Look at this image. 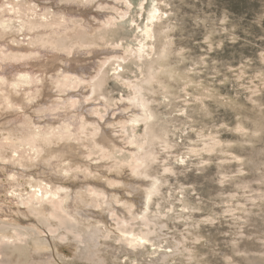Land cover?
Listing matches in <instances>:
<instances>
[{
  "label": "rangeland",
  "instance_id": "obj_1",
  "mask_svg": "<svg viewBox=\"0 0 264 264\" xmlns=\"http://www.w3.org/2000/svg\"><path fill=\"white\" fill-rule=\"evenodd\" d=\"M47 1L0 0V22L8 26L9 42L21 44L31 40V33L47 30L53 44H92L103 50L105 56L91 54L82 63L84 69L92 66V77L99 66L104 68L101 89L93 94L85 88L76 95L89 100L91 108L94 102L99 106L100 122L115 114L109 125H114L119 143L99 150L98 126L80 127L69 112L62 119L60 104L25 109L29 123L35 121L28 135L49 126L43 142L70 141L100 158L97 172L102 174L96 177L86 168L56 169L54 161L48 170L31 172L39 179L48 173L56 178L65 169L78 177L74 188L96 214L87 215L90 228L77 222L50 224L44 221V210L32 209L36 214L28 206L29 194L39 190L30 179H20L15 196L6 192L10 186H0L5 188L0 191V264H264V0H106L114 6L98 9L116 11L118 21L94 35L82 26L80 8L92 22L98 21L99 10L92 5L105 0ZM54 3L67 6L73 16L56 15ZM68 23L73 25L53 34L55 24ZM25 24L45 27L25 32ZM53 91L55 102L64 97V91ZM0 142V166L6 171L42 157L40 148L23 139ZM81 173L91 185L114 188V193L119 189L120 196L127 181L142 178L139 184L150 185L130 197L137 199L131 216L127 208L122 211L116 203L92 197L93 187L81 185ZM2 180L9 183L6 177ZM145 199L148 212L140 217ZM61 231L72 241L55 236ZM76 234L83 240L73 238ZM89 235L91 241L84 242Z\"/></svg>",
  "mask_w": 264,
  "mask_h": 264
},
{
  "label": "bare ground",
  "instance_id": "obj_2",
  "mask_svg": "<svg viewBox=\"0 0 264 264\" xmlns=\"http://www.w3.org/2000/svg\"><path fill=\"white\" fill-rule=\"evenodd\" d=\"M36 1L37 2H41V1L43 2V0H36ZM52 1L57 2V0H52ZM93 2H94V0H93ZM111 3L114 6V2L106 1V0H105V2H101V1L97 2L96 5H92V6H94V11H97L98 8H101L103 6L108 7L109 4H111ZM54 5L56 6L57 3H54ZM125 6H127L126 3H125ZM87 7L85 9H87ZM80 9H81V13H80L81 16L80 17L81 18L84 17V21L82 23V26L86 28L88 35H94V34L102 32V31H105L106 26L113 27L116 24V21H118V20H116V17H119V15L117 14L116 11L113 10L114 12L101 13L100 10L98 9L99 11L95 12V13H97L95 16H98V18L97 17L96 18L99 20L94 21L95 22V24H94V22H92V19H90V15L84 13L82 11V8H80ZM115 10H117V9H115ZM55 11H56L55 14L61 16L62 18L67 19L70 16H73V14H71L72 13L71 10H69V8H67V6H64V7L63 6H56ZM85 11H87V10H85ZM94 11H93V14H94ZM88 15H89V19L87 17ZM100 15L103 16L104 18L100 19ZM93 18H94V16H93ZM120 18H121V16H120ZM103 23H105V26H102ZM51 25H54V24H51ZM72 25H73L72 23H68L64 26L59 27V26H57V24H55L54 26H56L57 28L55 29L53 34L57 35L63 29L71 27ZM0 26H1V28H0V36H1L0 37V62H3V63H1V65H7L4 67L5 69L0 67V140H6V142H8V141L16 140V139H23L24 141L32 144L33 146L40 148L41 152H42V157L39 161H37L35 163L33 162L32 164H30L28 166L16 167L13 170V172H11L10 170H7V171H10L9 174H6V172H7L6 168L2 169V166H0L1 167L0 168V177H6L7 181L9 182V183H5L2 180V181H0V186L1 187L2 186H5V187L10 186L11 191L9 190L6 192L10 193V195L11 194L14 195L15 193H17L19 191L18 183H19L20 179L21 178L30 179L32 181L31 183H34L35 186L39 189L38 191H33L32 194H29L30 195L29 200L26 199L27 203H29L28 206L31 207V209L29 208L30 210H32V209L35 210V208L39 209V210L40 209L44 210L45 211V215H44V219H45L44 221L45 222H49V223L54 222L53 224H55L56 222H59L56 225H59L60 222H62V224H64V225H65V223H63V222H68V223L69 222H77V223L85 224L86 227L90 228V224L88 222H92V221H88L89 219L87 218V215H89L91 212L96 214V210L89 208L87 199L83 198L82 195H80L78 193L79 190L77 188H74V186L80 182V179L78 177L77 178L71 177L70 174H67V171H65V169L63 170V174L61 172L58 173L56 178H54L51 173H48L47 176H44L43 178L39 179L38 177L32 176L31 172L33 169H40L41 167H46L48 170L49 169V163H51V161H54L55 165H56V169L58 167L59 168H61V167L65 168L67 166L68 167L75 166V167H79V168H86V170L89 173L93 174L94 177H96V176H98V174H102L100 172L99 173L97 172V166L100 165V162H98L100 160V158L99 157H90L89 156L90 154L88 153V151L84 147H82V146L79 147V145H76L74 143H70V141H63L60 144H58L57 142H43L41 139L45 138L46 134L49 133V130L47 129L49 126L47 128H44L43 126H42L43 128L39 127V129H40L39 133L34 134V135H28L27 132H29V130L31 128L28 126L34 120L32 119L33 121L29 123V121H28L29 117L28 118L26 117L25 109L27 110V107H28V109L30 107H32L34 109V108L38 107V104L43 105L46 108L52 104H55V103L60 104V106H61L60 109L62 110V116H63V117H61V116L60 117L62 119H67L68 117L65 115L67 112H69V114L67 113L68 116L70 117L72 115V117L75 118L74 122L77 123L78 125H80V127H82L84 125V123H90L94 126H98V130H99V132L97 133L98 138H96V140H95L96 148H98V147H102L103 149L115 148L114 146L118 145L117 143H119V140H118V138H116L117 135L115 133L116 129H115V127H113L114 125L113 126L109 125V123H110L109 120L115 118V117H113L115 114H113V116L111 114L110 117L105 116L101 120L102 122H100V120L97 119L99 117L98 115H99V111H100L99 106L95 105V102H94V107L91 108L88 106L90 104V101L86 100L85 94L83 95V97L85 98V101L83 100L84 102L82 101L81 98H79L80 95H76V91H79L78 93H80L81 91H84L85 88L90 89V91L93 92V94L96 93L98 91V89L99 90L101 89V86L104 83L102 80L103 75L105 74L103 72L104 68L103 67L101 68L99 66L98 72L95 74L94 77H92V73L90 72L92 66L89 65V66H87V69H84V65L82 63L85 62L87 60V56H90L91 54H94L93 57L97 58V57L102 56V55L105 56L106 53L103 50L94 48L95 46L94 47L91 46L92 44L91 45H89V44L82 45L79 43L68 44L65 42L64 43L58 42L59 44H53L52 42L48 41L50 39V36H48V35H50V34H49V31H47V30L41 31V32L39 31V34H37V35L40 38V40L37 38L36 33H33V34L31 33V40L30 41H23L21 44L12 45L9 42L10 34H8L7 30H6L8 26L4 22H0ZM32 27L33 28L36 27L35 29H38L40 27H45V26H43V24H37V25H33V26H31L29 24H25V30L24 31L25 32H27V31L31 32V30H33ZM35 35H36V37H35ZM20 40H22V38ZM36 40H38V42H36ZM33 42H35L36 44L34 45ZM40 43H42V44H40ZM88 47H89V49H88ZM6 49H10V51L8 52V51H6ZM118 49H119V47H118ZM38 55H40V56H38ZM115 57H116V59L119 58L117 56H115ZM69 59H72L73 62H68ZM65 64H71V66L69 67V66H66ZM9 65H10V68H7ZM97 65H98V63H97ZM54 69H57L58 71L52 72V70H54ZM27 71H31V72L28 73ZM36 71L42 72L43 75L40 74L39 72H38L39 74L36 73ZM50 86H52V88L48 89ZM52 89L57 90V92L64 91L66 94L65 93L62 94L64 97H62V99L55 102L53 100L54 97L52 96V95H54V91H53V93L51 92ZM77 89H80V90H77ZM69 91H71V92H69ZM91 92H90V95H91ZM63 100L67 101L66 102L67 105L64 106V104L62 103ZM140 100H141V98H140ZM100 101H101V99L97 100L96 104ZM72 109H74V112H70V110H72ZM81 110H85L87 114H83ZM33 111L36 112V110H33ZM37 112H38V110H37ZM47 112H48V110H47ZM124 112L125 111H123L122 113H124ZM126 112H128V111H126ZM39 113L40 112H38V114ZM122 115L123 114H121V116ZM124 115H123V117H125ZM130 115L128 116L126 114V117L128 116V117L132 118V116H130ZM138 117H140V116H137V118ZM108 118H110V119H108ZM44 120H46V119L44 118ZM131 120L132 121L136 120V116ZM62 121L64 122V120H62ZM126 121H124V122L126 123ZM58 122L59 121H57L56 123H58ZM105 122L107 123L106 124L107 126H105ZM121 122L124 123L123 121H121ZM127 122H129V120ZM40 123H43V121ZM72 123H73V121H72ZM61 125L59 124L60 127H63ZM66 125L68 126V124H66ZM69 125H73V124L70 123ZM118 125H119V123H118ZM73 126H75V124ZM0 143H2V142H0ZM119 145H121V144H119ZM116 148H117V146H116ZM103 149H101V150H103ZM9 157H11V156H9ZM96 161H97V163H94V164L92 163V162H96ZM104 162L105 161L101 160V163H104ZM0 165H2V164H0ZM4 174H6V175L4 176ZM80 175L84 176L83 173H81ZM83 180H84V183L81 182L82 183L81 185H86V186L91 185L90 180H87L85 178V176H84ZM135 180L138 181L139 183H144V179H142V178H136ZM43 181H45L46 183H44ZM67 182L69 185H71L70 188L69 187L67 188V186L65 187L64 184H66ZM69 182H71V184ZM92 182H94V181H92ZM127 182H126V184H124V186H123L124 188L123 187L120 188V189L123 188V190H125L127 192V194H125L126 192H124L125 195L123 194L121 196L118 194V192L120 191L119 189H117V193H114L113 192L114 188H108V190L102 189L100 186L96 185L94 182L91 185L93 187L92 192H91L92 197L94 196L97 200L101 199V201L104 199L103 200L104 202L109 201L110 205H113L114 203H116L114 205H117L116 207L122 209V211H124L127 208L129 215L132 216V214L135 212V210L137 211V206L135 204V200L137 201V199H134L131 201L130 197H132V195L135 194V191L137 189H140V188L143 189L144 188V189L148 190L150 183H146V181H145V184L141 185L138 182L137 183H135V182H132V183L128 182L127 183ZM52 185L54 187L50 190L49 188ZM120 185H123V184L120 183ZM1 187H0V191L4 192L3 190L5 188H1ZM154 190L156 191V189L153 187L151 191L147 192L146 199L149 200L152 193L155 192ZM68 191H69V194L61 195V193H63V192L68 193ZM138 191L139 190H137V192ZM139 193H140V191H139ZM142 194H139V196H141ZM110 196L113 197V201H110V199H109ZM105 199H108V200H105ZM66 200H68V202H66ZM130 202H132V203L130 204ZM144 203L146 204V206L149 205L147 200H146V202H143L142 205H144ZM105 204H107V203H105ZM146 206L144 205V208H141L142 206L139 208V212H141V213H138L139 216H140V214H143V212L144 213L148 212L147 211L148 209L146 208ZM39 210H37V211H39ZM132 211H134V212L132 213ZM33 212H35V211H33ZM144 216L145 215H142V217H144ZM143 219H145V218H143ZM123 222H125V221H123ZM54 228H56V227L54 226ZM72 230H73V228H72ZM75 230H77V229H75ZM65 231H66V229H65ZM55 233H57V234H55L56 237H61V236L67 237L68 239L67 238H64V239L65 240L67 239L69 242L72 238V236L69 237V235H67L66 232L61 231V232H55ZM17 236H19V235H17ZM73 236H74L73 238H75L76 240H77V238L82 239V237H81L82 235L76 234V236L75 235H73ZM64 239H62V240H64ZM90 239H91V235H89L88 238L86 240H84V242H86V241L90 242L91 241ZM132 239H133V237H132ZM132 239L128 240L129 243H131V244L135 243V241ZM78 241H81V240L79 239ZM0 242H2V241H0ZM135 244H137V243H135ZM85 248H86V246H85Z\"/></svg>",
  "mask_w": 264,
  "mask_h": 264
}]
</instances>
